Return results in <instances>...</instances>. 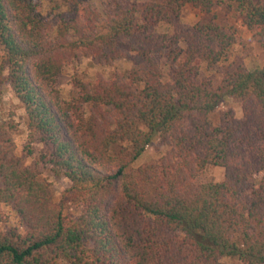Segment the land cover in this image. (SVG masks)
Wrapping results in <instances>:
<instances>
[{
  "label": "trees",
  "instance_id": "trees-1",
  "mask_svg": "<svg viewBox=\"0 0 264 264\" xmlns=\"http://www.w3.org/2000/svg\"><path fill=\"white\" fill-rule=\"evenodd\" d=\"M47 1L69 17L56 26L38 0H0L1 83L27 114L26 154L68 179L78 217L12 155L0 128V205L25 227L0 230V264H264V64L215 77L236 43L213 15L222 0H115L105 11ZM186 6L211 18L187 30L174 22ZM227 6L264 51V2ZM166 23L174 32L156 30ZM81 56L134 67L94 86L78 81L79 95L65 100L58 78ZM225 98L241 102L243 120L230 111L216 123ZM156 134L167 154L133 168ZM210 165L225 179L198 182Z\"/></svg>",
  "mask_w": 264,
  "mask_h": 264
},
{
  "label": "rangeland",
  "instance_id": "rangeland-1",
  "mask_svg": "<svg viewBox=\"0 0 264 264\" xmlns=\"http://www.w3.org/2000/svg\"><path fill=\"white\" fill-rule=\"evenodd\" d=\"M124 4L135 1H161V0H120ZM264 2V0H262ZM115 0H89L94 8L100 10H108L114 7ZM39 10L43 15L51 20L56 26L64 17H69L67 9L62 7L55 9L47 0H38ZM213 15H217L218 21L226 29L227 32L236 36V43L229 53L226 61H224L218 69L214 71L215 77L218 79L226 71L227 68L237 64H244L249 70L257 71L264 64V51L261 48L257 37L246 27L243 26L241 19L236 15L233 9L227 6V0H222L213 11ZM211 15H205L198 9L191 6L183 8L181 15L174 22L181 24L185 29L191 30L193 26L199 22L208 20ZM158 32H174V23H166L156 29ZM1 64V60H0ZM134 64L126 58L118 59L113 65H103L95 62L92 58L81 56L70 63L60 75L57 81L62 98L70 100L79 95V89L76 82L82 81L95 85L100 77L112 80L116 73L128 75ZM207 74L203 71L202 76ZM4 76V75H3ZM3 76H0V128L10 130V137L13 139L11 145L13 156L21 158L22 164L41 172L42 178L49 181V191L57 203H64L66 206L65 213L71 218H77L76 208L69 203L70 182L66 178L55 177L49 169L43 166L37 154L28 156L26 154V146L28 144L27 114L23 104L11 92L6 84L1 83ZM233 111L235 118L243 120L242 104L239 100L225 98L221 103L217 113L214 116L216 123L225 126L229 119V112ZM38 148V147H35ZM169 150L168 145L158 135H154L152 142L147 146L146 151L133 164V168L157 163L164 157ZM225 179V169L213 165L208 166L197 178L198 182H220ZM2 182L0 180V187ZM18 226L21 231L25 227L19 225L16 213L11 207L0 205V230H7L11 227ZM226 263L230 262L225 260ZM57 264H67L66 262H58Z\"/></svg>",
  "mask_w": 264,
  "mask_h": 264
}]
</instances>
